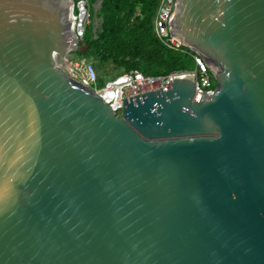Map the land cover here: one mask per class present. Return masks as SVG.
Returning a JSON list of instances; mask_svg holds the SVG:
<instances>
[{
    "label": "water",
    "instance_id": "water-1",
    "mask_svg": "<svg viewBox=\"0 0 264 264\" xmlns=\"http://www.w3.org/2000/svg\"><path fill=\"white\" fill-rule=\"evenodd\" d=\"M72 7L0 0V264H264V0H175L214 94L119 116L65 72Z\"/></svg>",
    "mask_w": 264,
    "mask_h": 264
},
{
    "label": "trees",
    "instance_id": "trees-1",
    "mask_svg": "<svg viewBox=\"0 0 264 264\" xmlns=\"http://www.w3.org/2000/svg\"><path fill=\"white\" fill-rule=\"evenodd\" d=\"M90 1L94 6L98 0ZM159 4L160 0H103L99 9L101 28L93 35L89 27L78 53L94 63L98 84L134 70L147 76L187 70V64L192 63L190 57L167 50L155 37ZM91 11L93 14V8ZM109 64L115 67L106 72Z\"/></svg>",
    "mask_w": 264,
    "mask_h": 264
},
{
    "label": "built area",
    "instance_id": "built-area-1",
    "mask_svg": "<svg viewBox=\"0 0 264 264\" xmlns=\"http://www.w3.org/2000/svg\"><path fill=\"white\" fill-rule=\"evenodd\" d=\"M175 0H160L154 20V34L156 39L167 50L189 56L194 66L193 71L173 72L168 75L147 76L140 71L125 72L110 80L102 88L98 87V73L93 62L74 53H79L80 46L85 40L87 28L91 26L92 4L90 0H73L74 36L77 39V48L68 60L69 68L66 74L85 87L91 88L96 94L119 116L123 108V101L151 91H168L172 87L173 77L176 75H194L195 96L194 102L201 103L214 94L216 82L202 58L193 54L170 35L169 18L172 15Z\"/></svg>",
    "mask_w": 264,
    "mask_h": 264
},
{
    "label": "rangeland",
    "instance_id": "rangeland-1",
    "mask_svg": "<svg viewBox=\"0 0 264 264\" xmlns=\"http://www.w3.org/2000/svg\"><path fill=\"white\" fill-rule=\"evenodd\" d=\"M98 2V1H97ZM97 2L94 4V6H93V14H92V17H91V30H92V33H93V35H95V33L101 28V25H102V22H103V20H102V18H101V15H100V13H99V9L97 8ZM88 31H89V28H87V32H86V34L88 33ZM74 55L76 56V58H78L79 57V55H78V53H74ZM114 65H106L105 66V71L107 72H111V71H113V69H114ZM193 69H194V66H193V64L191 63V64H187V70L186 71H189V72H191V71H193ZM109 80H111V78H109L108 77V79H106L104 82H105V84L109 81ZM105 84L103 85V84H98V87L97 88H102V87H104L105 86Z\"/></svg>",
    "mask_w": 264,
    "mask_h": 264
},
{
    "label": "clouds",
    "instance_id": "clouds-1",
    "mask_svg": "<svg viewBox=\"0 0 264 264\" xmlns=\"http://www.w3.org/2000/svg\"><path fill=\"white\" fill-rule=\"evenodd\" d=\"M92 8H93V6H92ZM94 9V8H93ZM95 35H96V33H95Z\"/></svg>",
    "mask_w": 264,
    "mask_h": 264
}]
</instances>
